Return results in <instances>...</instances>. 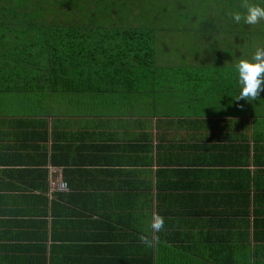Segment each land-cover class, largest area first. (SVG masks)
I'll list each match as a JSON object with an SVG mask.
<instances>
[{
    "label": "crops",
    "instance_id": "obj_1",
    "mask_svg": "<svg viewBox=\"0 0 264 264\" xmlns=\"http://www.w3.org/2000/svg\"><path fill=\"white\" fill-rule=\"evenodd\" d=\"M17 38L0 40V264H264V91L234 99L235 69L182 72L183 50L163 72L34 82ZM152 212L166 228L145 248Z\"/></svg>",
    "mask_w": 264,
    "mask_h": 264
},
{
    "label": "trees",
    "instance_id": "obj_2",
    "mask_svg": "<svg viewBox=\"0 0 264 264\" xmlns=\"http://www.w3.org/2000/svg\"><path fill=\"white\" fill-rule=\"evenodd\" d=\"M151 4L152 1H149L148 13L154 12L155 6L152 7ZM136 5L123 3L121 0H112L103 5L100 0H0V40L2 44L8 45L5 41L11 39L12 43L19 32L28 34L25 38L17 39L29 41L38 49L40 68L31 71V75L27 77L34 82L52 81L73 68L75 71H83V68L97 66L106 68L107 72L113 66V76L110 73L108 75L111 80H114L115 73L121 71L135 72L150 68L153 71L158 68L163 72V68H168L174 57L179 56L180 50H183V55L189 54L199 59L197 63L182 69V72L192 71L190 68L200 70L202 66H228L233 70L234 61H239L244 56L239 52L240 56L233 60L231 56L236 55L234 52L229 55L232 59L225 57L220 50L215 49L220 43L214 39V51L193 46H180L174 51L166 47L158 51L156 27L153 26L166 24L174 10L165 8L164 14L151 13L152 16L147 19H141L140 5ZM240 5L241 3L232 6V9L240 10ZM99 6L111 7V10L100 9ZM208 13L193 7L186 8L182 14L189 21L198 16L205 17ZM231 21L229 19L228 23ZM240 24L235 23V27L226 25V31H237ZM243 26L245 25H240V29ZM245 28L246 32L250 31L249 26ZM235 38L238 43L242 36L236 34ZM257 46V42H254L243 45V48L250 49L249 56L252 57ZM14 48L18 49L17 46ZM211 57L214 58L213 64H207ZM119 83L121 87H125L124 80H119ZM63 182L66 183L64 191H67L68 182L60 181L57 184Z\"/></svg>",
    "mask_w": 264,
    "mask_h": 264
},
{
    "label": "rangeland",
    "instance_id": "obj_3",
    "mask_svg": "<svg viewBox=\"0 0 264 264\" xmlns=\"http://www.w3.org/2000/svg\"><path fill=\"white\" fill-rule=\"evenodd\" d=\"M121 1L123 3H132L135 5L139 3L141 10L139 11V16L143 17L141 19H147L149 16H152V14H164L165 8H167V10H174L173 14L169 16L170 19H167L166 24L153 26L156 27V47L158 51L163 50L164 48L166 49V47L168 50L174 51L180 46L200 47L202 49L214 51V39L215 42H219L221 44H219L215 49L220 50L225 55V57L229 58V55L235 52L234 54L236 55L234 57L233 55L231 56L234 60L236 56H240L239 52L244 55L241 59H251L249 56L250 49L243 48V45L246 46L257 42V48H264V20L253 26L248 25L250 28H248L247 25L241 23L240 25H245L241 27V29L239 25L237 31H226V25H232L235 27V23L233 21L228 23L229 19L232 20L231 14L236 11L242 13L244 12L243 8L240 10L232 9V6L241 3V1L238 0H177L176 2L175 0ZM149 1H152V7L155 6L153 9L154 12H147V5ZM100 2L101 5H103L111 3L112 0H100ZM249 3L264 7V0H249ZM193 7H196L200 10H205V14L207 12L209 13L205 17L198 16L195 19L186 21L185 16L182 13L185 12L186 8L191 9ZM99 8L101 9L107 7L99 6ZM107 10L110 11L111 7L107 8ZM245 27H247L250 31L246 32ZM224 30L226 32H224ZM236 34H240V37L242 36V39L239 38L238 43L236 42L237 39L235 38ZM245 35L247 38H243ZM237 62L238 61H234L235 64Z\"/></svg>",
    "mask_w": 264,
    "mask_h": 264
},
{
    "label": "clouds",
    "instance_id": "obj_4",
    "mask_svg": "<svg viewBox=\"0 0 264 264\" xmlns=\"http://www.w3.org/2000/svg\"><path fill=\"white\" fill-rule=\"evenodd\" d=\"M241 8L244 12H233L232 21L236 24L243 23L253 26L264 20V7L249 3V0H241ZM237 84L239 87L236 100L255 101L264 91V48H257L251 59H240L235 64ZM165 217L159 212H152L147 219V227L137 239L145 248H151L159 241V234L165 231Z\"/></svg>",
    "mask_w": 264,
    "mask_h": 264
},
{
    "label": "built area",
    "instance_id": "obj_5",
    "mask_svg": "<svg viewBox=\"0 0 264 264\" xmlns=\"http://www.w3.org/2000/svg\"><path fill=\"white\" fill-rule=\"evenodd\" d=\"M53 187L54 188H59V189H61V190H65L66 189V183L65 182H63V183H60V184H53Z\"/></svg>",
    "mask_w": 264,
    "mask_h": 264
}]
</instances>
